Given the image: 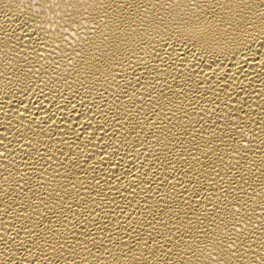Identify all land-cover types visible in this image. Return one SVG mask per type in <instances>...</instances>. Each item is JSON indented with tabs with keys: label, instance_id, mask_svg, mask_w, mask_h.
I'll return each instance as SVG.
<instances>
[{
	"label": "bare ground",
	"instance_id": "6f19581e",
	"mask_svg": "<svg viewBox=\"0 0 264 264\" xmlns=\"http://www.w3.org/2000/svg\"><path fill=\"white\" fill-rule=\"evenodd\" d=\"M0 264H264V0H0Z\"/></svg>",
	"mask_w": 264,
	"mask_h": 264
}]
</instances>
